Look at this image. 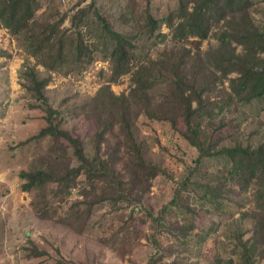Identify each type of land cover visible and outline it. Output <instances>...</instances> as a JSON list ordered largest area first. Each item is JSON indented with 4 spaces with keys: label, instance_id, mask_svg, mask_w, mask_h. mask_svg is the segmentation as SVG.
Instances as JSON below:
<instances>
[{
    "label": "rangeland",
    "instance_id": "1",
    "mask_svg": "<svg viewBox=\"0 0 264 264\" xmlns=\"http://www.w3.org/2000/svg\"><path fill=\"white\" fill-rule=\"evenodd\" d=\"M146 1L38 0L33 16L17 33L0 22V264H150L157 247H161L159 264H244L240 239L247 245L253 240L254 202L246 199L240 206L225 198L212 200L198 185L224 179L230 162L222 156L205 157L191 176L193 183L186 195L193 211L170 206L161 225L149 215H158L189 166L196 165L198 151L184 135L183 112L174 114L175 127L170 121L146 115L138 118L135 135L144 145L147 164L160 165L169 176L141 164L138 158L124 156L118 169L131 162L142 178L140 184L132 180L122 184L124 191L133 190L130 199L100 200L88 213L95 195L118 197L120 189L89 180L82 169L66 172L59 167L60 180L30 189L25 188L28 179L20 175L23 170L43 168L42 156L59 155L70 168L79 167L74 146L66 137L57 139L55 134L43 132L50 122L78 136L85 155H94L97 126L85 111L91 97L110 81L114 47L96 10L114 29L131 38L143 22L141 10ZM252 1L246 24L252 32L264 34V0ZM176 2L150 0L151 10L159 17ZM81 8L85 9L83 19L79 27H73L71 18L75 13L80 16ZM161 30L169 36L164 42L146 45L143 54L157 58L166 45H172L173 31L165 24ZM233 42L238 62L220 59L214 69L223 82L219 85H225L237 99H245L238 104L236 122L240 140L255 146L264 140V95L251 96L264 88V68L252 69L261 62L264 49L255 55L246 47L263 46L264 42L237 36ZM136 44L142 46L139 41ZM215 44L217 38L210 34L202 49ZM32 72L39 79H48L43 88L47 103L32 89ZM232 77L237 78L235 86L230 84ZM132 85L131 73H127L111 83V88L121 93ZM156 85L153 93L159 96L164 84ZM249 97L252 99L247 101ZM49 109L57 112L50 114ZM108 136L113 141L122 139L118 127ZM82 219L83 229L75 230L70 223L79 225ZM33 244L48 254H31ZM256 262L264 264V256H257Z\"/></svg>",
    "mask_w": 264,
    "mask_h": 264
},
{
    "label": "trees",
    "instance_id": "2",
    "mask_svg": "<svg viewBox=\"0 0 264 264\" xmlns=\"http://www.w3.org/2000/svg\"><path fill=\"white\" fill-rule=\"evenodd\" d=\"M192 1L177 0L172 9L157 17L151 10L150 0H147L141 10L143 22L131 38L114 29L107 17L96 10L95 14L104 31L114 41V47L110 54L112 69L110 81L103 84L91 97L85 111V116L94 119L97 126L93 142L94 155L86 156L83 143L78 136L74 137L70 131L50 122L43 132L55 134L57 139L61 135L66 137L74 146V152L80 161L79 167L70 168L69 163L59 155L54 158L42 156V162L45 163L43 168L35 171L23 170L20 175L28 179L25 188L30 189L42 186L48 181L60 180L57 171L60 170L59 167L65 168L66 172L82 169L89 180L104 181L120 189L118 197H111L107 193L95 195L88 205V213L100 200L110 199L116 202L118 198L130 199L133 190L124 191L122 184L128 180L140 184L142 178L136 166L130 161H128L130 164L127 162L124 164L123 170L118 169V162L124 156L134 157L135 161L138 158L141 164L153 168L158 173H165L160 165L146 162L144 145L135 135L138 118L146 115L150 119L170 121L175 127L177 119L173 117L174 114L183 112L186 127L184 135L198 151L196 165L189 166L186 177L177 183L172 199L163 205L158 215L154 216L151 213L149 215L154 222L161 225L165 224L164 214L170 206L193 211L189 203L190 197L186 195L189 184L193 183L191 176L205 157L222 156L230 162V166L225 170L224 179L216 184L198 185L205 188V193L212 200L225 198L240 206L245 205L246 199L254 202L253 240L247 245L240 239V243L243 246V263L259 264L256 257L264 256V140L255 146L250 143L244 144L240 140L241 130L235 114L240 115L237 113V107L240 106L239 102L245 99H237L225 85H219V81L222 80L214 68L220 59L231 63L238 62L235 53L237 46L233 42V37L254 38L263 43L264 34L252 32L246 24L245 16L249 17L252 0H200L194 4ZM36 4L38 0H0V22L11 32L17 33L33 16ZM79 11L82 13L80 16L75 13L71 18L73 27H79L85 14L84 8ZM162 24L173 31V36L170 37L172 45L170 47L166 45L157 58H152L145 52L143 54L141 49L146 45L164 42L169 36L168 32L161 30ZM210 34L216 36L217 44L202 49L203 40ZM138 41L142 43L141 47L136 44ZM262 49L264 45L253 44L246 47L248 52L255 55H259ZM259 57L261 62L252 70L264 68V55ZM127 73H131L132 87L128 92L116 93L111 88V83ZM31 77L32 89L47 103L43 88L48 79H39L34 72L31 73ZM236 81L237 78L232 77L231 86H235ZM156 82L164 84L162 94L159 96L153 93V88L157 86ZM263 95L264 88L251 97L258 98ZM52 112L57 111L49 109V113ZM116 127L122 139L113 141L108 133ZM166 175L169 176V173ZM70 224L77 231H81L85 225L84 219L79 221V225ZM180 226L181 230H186L185 226ZM29 242L33 243L31 240ZM154 242L156 246L159 244L156 237ZM257 248H260L259 252H255ZM160 250L161 247H157L150 264H159ZM30 253L48 254L36 244H33Z\"/></svg>",
    "mask_w": 264,
    "mask_h": 264
}]
</instances>
